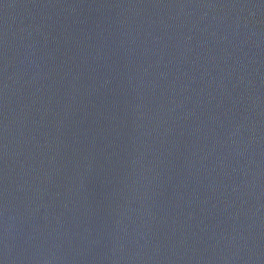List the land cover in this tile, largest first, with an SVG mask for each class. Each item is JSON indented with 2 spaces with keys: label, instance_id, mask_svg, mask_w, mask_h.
<instances>
[{
  "label": "water",
  "instance_id": "95a60500",
  "mask_svg": "<svg viewBox=\"0 0 264 264\" xmlns=\"http://www.w3.org/2000/svg\"><path fill=\"white\" fill-rule=\"evenodd\" d=\"M0 264H264V0H0Z\"/></svg>",
  "mask_w": 264,
  "mask_h": 264
}]
</instances>
